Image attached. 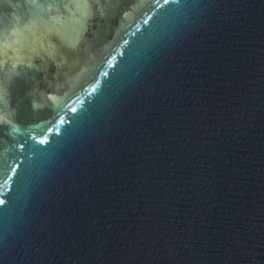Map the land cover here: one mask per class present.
I'll return each mask as SVG.
<instances>
[{"label": "water", "instance_id": "water-1", "mask_svg": "<svg viewBox=\"0 0 264 264\" xmlns=\"http://www.w3.org/2000/svg\"><path fill=\"white\" fill-rule=\"evenodd\" d=\"M157 0H0V264H32L90 118Z\"/></svg>", "mask_w": 264, "mask_h": 264}]
</instances>
